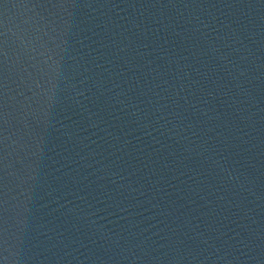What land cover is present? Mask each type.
Segmentation results:
<instances>
[{"label": "clouds", "instance_id": "1", "mask_svg": "<svg viewBox=\"0 0 264 264\" xmlns=\"http://www.w3.org/2000/svg\"><path fill=\"white\" fill-rule=\"evenodd\" d=\"M34 8L26 5L11 8L16 10L11 15L8 8L3 20L0 21V50L3 54L5 90L3 93L4 142L9 154H12L13 146L16 144V140L13 139L15 132L12 128L16 104L22 108L26 104L29 107L33 103L43 104L50 110L68 105L78 115L80 123L102 132L104 134L102 139L117 142L120 138L113 136L105 113L111 116L114 112H123L129 120L136 122L142 128L151 127L147 135L151 136L154 132L159 137H165L168 141L179 145L181 159L178 165L182 166L184 160L197 162L195 169L185 168L179 174L181 176L191 174L189 179L193 183L190 190L201 200H205L206 205L209 206V212L202 214L203 216L216 213V207H211L213 201L200 196V193L205 191V187L208 195L215 198L218 207L236 208L241 221L245 217H251L252 212L264 204V196L258 191L259 177L252 176L236 158L239 153L231 151L233 148L249 145L247 137L250 131L246 129L251 127L250 116L244 114L246 109L243 105L247 103L257 107L259 111H264V108L259 107V101L246 87L250 83L247 65L252 62L250 58L254 53L237 29L227 23L222 27L213 26V22L195 17L188 21L189 26L183 32L174 30V35L182 42L189 41V47L186 49L189 55L175 58L174 49L159 46L160 58H167L170 65L175 63L176 71L171 82L162 79L164 73L152 76L153 81L159 79L161 82L152 83L146 90L140 91L139 95L146 98L145 107H141L139 102L133 101L128 95L133 90L131 86L125 90L120 83L114 82V75L118 80L123 73L114 74L109 69L117 66L119 61H123L124 65L131 69L134 67L133 61L143 60L149 54L141 50L147 49V44L139 43L121 33L122 39L113 41L111 45L114 49L110 52L111 59L105 58L109 68H104L103 64L97 65V68L103 69V73L84 75L90 71L89 68L77 63L70 70L67 60L58 58L47 47L44 40L47 36L46 25L36 20L35 13L31 16L28 14ZM133 27L138 29V35L143 36L145 40L148 39L146 31L140 28V25L133 24ZM253 35L249 33V39H252ZM190 58L198 62L201 68L206 69L203 73L199 68L196 69L203 81H209L210 77L219 71L223 72L224 78L231 83L232 89L229 91L232 95L229 96L226 113L222 114L204 107L207 100H189V96L194 95L193 86H196L202 97L212 96L213 93L212 89L205 91L201 88L199 81L190 79L187 71L193 67L192 63L188 62ZM69 59L74 58L69 57ZM181 61L185 63L182 65ZM152 63L150 60L147 61L149 66ZM81 68L83 71H80ZM156 71L153 68L148 74L152 75ZM78 75L83 78L77 81ZM220 79V77L211 79V84L216 86L215 90L224 87ZM127 83L128 81L125 80L124 84ZM21 84L32 92L31 97L23 96V92L16 91ZM186 88L188 93L184 94ZM222 94L229 95L227 92ZM18 95L23 96V99L17 100ZM101 97H103L102 102ZM226 115H231L233 119L231 121L225 119ZM119 118L117 115V119ZM150 118L151 123L148 122ZM152 124L156 126L152 127ZM61 128L69 140L77 134L69 125L61 124ZM83 139L87 140L89 137ZM155 142L160 141L155 140ZM78 143L83 144V140ZM91 144H96V141H91ZM124 144H127V141ZM109 146L115 147V151L110 154L115 159L110 162H106L107 158L101 151L92 149L80 156L77 163L83 168H91L93 164L88 161L93 159L97 167L91 175L96 177V181H110L116 186L117 192L124 191L129 194L137 192L138 189L133 187L136 181L132 179L137 170L129 171L128 167H121L119 161L123 158L116 156V152L120 151L123 145ZM84 147L88 148L89 145ZM248 150L251 148L249 147ZM96 157L99 158L95 159ZM246 163L249 167L253 166L250 162ZM10 167L11 162L5 165L8 176L12 174L9 171ZM75 171L79 173V169ZM83 179L86 180L87 177ZM98 186L101 189L104 187L102 184ZM140 187L142 188L143 185ZM140 194L143 195L142 192ZM249 197L251 199H248ZM105 199L106 208H98L89 203L85 196L77 194L74 196V201L79 203L68 201L60 205L61 208H66L63 214L72 218L70 229L57 231L56 228L49 227L45 223L33 229L26 224L23 229L25 238L22 240L11 222L10 200L8 191L5 192L3 215L0 216V264H45V260L40 259L42 253L38 251L43 244H47L43 252H52L53 255H55L53 250L61 246L65 250V256L59 257V260L71 256L76 264H87V262L109 264L112 260H115L116 264H247L248 259L259 261L264 257V247L255 243L256 240L262 239L259 231L252 230L247 224L237 223L236 227L224 230L226 225L220 223L219 214L216 215L215 221L205 222L203 226L196 222L195 217L178 216L172 221L173 226H166L167 230L160 229L151 236L144 237L142 231L134 230L135 226L131 222L127 226L116 227L118 222L109 219L113 213L108 212L107 208H115L118 212L127 213V206H122L123 200L107 192L98 202L104 203ZM244 200L253 207H242ZM101 212H105L106 215H100ZM120 219L127 221L129 218L124 215ZM33 231L35 235L32 234ZM161 232L164 234L161 235ZM229 232L232 233L231 236ZM242 232L247 235H242ZM186 241H191L192 244H186ZM245 249L247 253H244ZM257 249L259 254L252 256L251 253ZM100 250L111 254L108 255L107 260L95 255ZM205 252L207 255H203ZM76 253L80 255H75ZM80 256H83V259Z\"/></svg>", "mask_w": 264, "mask_h": 264}, {"label": "water", "instance_id": "2", "mask_svg": "<svg viewBox=\"0 0 264 264\" xmlns=\"http://www.w3.org/2000/svg\"><path fill=\"white\" fill-rule=\"evenodd\" d=\"M21 5L35 7L28 14L31 16L35 13L36 20L46 25L47 36L44 40L47 47L58 58L67 60L70 70L77 63L89 68L90 71L84 75L103 73V69L97 68V65L103 64L104 68H109L105 58L111 59L110 52L114 51L111 45L113 41L122 39L121 33L139 43L147 44V49L141 50L149 54L143 60L133 61L134 67L131 69L124 65L123 61L117 62V66L109 69L114 74L123 73L118 80L114 75V82L120 83L125 90L131 86L133 90L128 95L133 101L139 102L141 107H145L146 98L139 95L140 91L146 90L152 83L161 82L159 79L153 81L152 76L164 73L162 79L171 82L176 71L175 63L170 65L167 58H160L159 46L174 49L175 58L189 55L186 51L189 41L182 42L174 35V30L183 32L189 26L188 21L195 17L213 22V26L222 27L225 23L230 24L239 31L245 43L253 50L254 56L250 58L252 62L247 65L250 83L246 87L259 101V107L264 108V4L260 0H7L2 10L5 13L10 8L9 15H11L16 11L11 8ZM133 24L140 25V28L146 31L147 40L138 35V29L133 27ZM249 33L254 34L252 39H249ZM149 60L153 62L150 66L147 64ZM188 62L193 65L192 68L187 69L190 79L199 81L200 87L205 91L213 90L212 96L202 97L196 86H193L194 95L189 96V100H207L204 107L222 114L226 113L227 102L232 95L229 91L232 85L224 78V73L218 71L205 82L197 74L196 69L199 68L201 73L206 69L201 68L200 64L192 61L191 58ZM183 63L185 61H181L182 65ZM153 68L157 71L149 75ZM80 71H83V68ZM216 77L221 78L220 83L224 84L222 89L215 90L216 86L211 84V79ZM82 78L79 75L76 77L77 81ZM125 80L128 81L127 84H124ZM187 82L186 78L185 83ZM13 87L15 88V85ZM4 91L3 88L2 93ZM16 91L23 92V96H32V92L22 84ZM225 92L229 95L222 94ZM187 93L186 88L184 94ZM23 96L18 95L17 100H22ZM2 101L4 103V95ZM102 101L103 97H101ZM243 107L246 109L244 114L250 116L251 127L246 129L250 131L247 137L249 145L233 148L231 151L239 153L236 158L252 176L259 177L258 191L264 196V111H259L257 107L247 103ZM105 116L111 125L110 131L113 136L120 138L119 142L102 139L104 134L80 123L78 115L68 105H62L54 110L36 103L31 107L26 104L23 108L19 104L15 105L12 128L15 132L13 139L16 140V144L13 146L12 154L6 150L5 143L0 146L2 147L0 155L3 156L2 170H0V177L3 179L0 181V189H2V199L8 191L9 215L22 240L25 238L23 229L26 224L33 229L41 223L56 228L57 231L70 229L72 218L63 214L66 208H61L60 205L74 201V196L78 194L85 196L88 202L96 207L106 208V199L104 203L98 201L107 192L123 200L122 206H127L128 209L127 213H121L115 208H107L108 212L113 213L109 219L118 222L116 227L127 226L131 222L135 226L134 230L142 231L144 237L151 236L160 229L167 230L166 226H173L172 221L178 216L195 217L196 222L203 226L205 222L215 221L216 215L219 214L220 223L226 225L224 230L236 227L237 223L247 224L252 230L259 231L262 239L256 240L255 243L264 247V204L256 208L251 217H245L241 221L236 208L218 207L215 198L208 195L205 187V191L201 192L200 196L213 201L211 207H216V213L203 216L202 214L209 212V206L206 205L205 200H201L190 190L193 183L189 179L191 174L184 176L179 174L185 168L195 169L197 162L184 160L182 166L178 165L181 159L179 145L168 141L165 137H159L154 132L151 136L147 135L151 127L142 128L136 122L129 120L125 113L114 112L111 116L105 113ZM225 119L231 121L233 117L226 115ZM148 122L151 123V118ZM61 124L71 126L77 134L69 140L63 133ZM155 126L152 124V127ZM2 134L5 135V125ZM84 137L89 139L84 140ZM80 140H83V144L78 143ZM93 140L96 144H91ZM155 140L160 142L156 143ZM125 141L127 144H124ZM110 144L116 147L123 145L121 150L116 152V156L123 158L119 161L121 167H128L129 171L137 170L136 175L132 177L133 181H136L133 187L138 189L137 192L132 194L117 192L116 186L110 181H96V177L91 175L97 167L93 159L88 161L93 164L91 168H83L77 163L80 156L92 149L101 151L107 158L106 162H110L115 159L110 155L115 151V147H110ZM84 145L89 147L85 148ZM162 145L167 147L162 148ZM249 147L251 150H248ZM10 162L9 171L12 174L8 176L5 165ZM246 162H250L253 166L249 167ZM75 169H79L78 174ZM84 177L87 179L84 180ZM100 184L104 185L103 189L98 186ZM140 185L143 187L141 188ZM141 192L143 195L140 194ZM74 202L79 203V201ZM242 207L252 208L253 205L244 200ZM2 215L3 213L0 212V216ZM100 215L106 213L101 212ZM124 215L128 216L127 221L120 219ZM32 234L35 235V232L33 231ZM231 235L232 233L229 232V236ZM242 235L247 234L242 232ZM186 244L192 242L186 241ZM45 247L47 244L41 245L38 249L42 253L40 259H44L45 264H58L59 257L65 256V250L61 246L53 250L55 255L52 252H43ZM244 253H247L246 249ZM244 253L238 255L243 256ZM258 254L259 249L251 253L252 256ZM95 255L107 260L108 255L111 254L100 250ZM80 258L83 259V256ZM69 261L71 264H76L71 256L59 260V264H69ZM109 264L116 262L112 260ZM247 264H264V257L259 261L248 259Z\"/></svg>", "mask_w": 264, "mask_h": 264}, {"label": "snow or ice", "instance_id": "3", "mask_svg": "<svg viewBox=\"0 0 264 264\" xmlns=\"http://www.w3.org/2000/svg\"><path fill=\"white\" fill-rule=\"evenodd\" d=\"M7 2V0H0V21L3 20L4 12L2 10V6ZM262 4H264V0H260ZM2 50H0V146H2L4 142V136L2 134L3 126H4V103L2 101V89L4 88V81H3V67H2ZM0 151H2V147H0ZM3 164V156L0 155V170H2ZM3 177H0V181H2ZM2 189H0V212H2Z\"/></svg>", "mask_w": 264, "mask_h": 264}]
</instances>
